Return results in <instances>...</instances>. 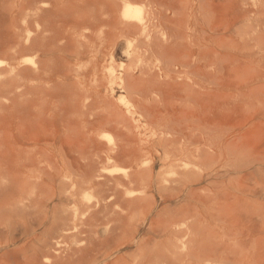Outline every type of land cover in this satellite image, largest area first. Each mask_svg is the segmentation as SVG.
Returning <instances> with one entry per match:
<instances>
[{"label": "bare ground", "instance_id": "bare-ground-1", "mask_svg": "<svg viewBox=\"0 0 264 264\" xmlns=\"http://www.w3.org/2000/svg\"><path fill=\"white\" fill-rule=\"evenodd\" d=\"M181 18L187 19L185 45L179 42V31L176 33ZM218 18L224 35L220 41L209 36L208 29ZM162 26L169 38L148 33ZM229 28L243 41L264 42V0H0V56L7 60L0 59V264L96 263L101 250L110 246L109 240L125 234L136 214L151 204L147 188L140 193L133 191L151 184L155 176L156 163L142 159L146 150L161 149L160 160L177 162V177L161 191H173L176 185L191 182L186 198L195 197L193 186L203 181L204 167L214 154L210 124L192 120L198 125L185 132L145 110L148 121L144 125L136 119L138 106H127L123 114L113 100H106L110 93L106 84L111 92L118 85L132 96L142 85L168 86L185 95L193 110H199L213 84L222 85V70L229 60ZM114 34L128 43L130 65L120 73L113 66L115 45L110 51L103 48L104 38ZM215 46L222 50H213ZM31 54L38 62L25 57ZM74 84L78 93L89 94L94 104L103 99L108 115L98 114L97 124L86 132L89 156L81 152L78 158L82 160L72 162L66 151H60V164L51 145L44 143L45 132L30 130L35 125L31 113L34 111L36 118L47 115L48 105L61 94L59 90ZM94 104L81 106L88 111ZM127 121L136 130L138 151L123 144L119 150H108L106 159L100 156L103 160H94L93 153L104 146L101 130L113 127L124 138ZM14 125L18 134H12ZM170 144L173 149L168 148ZM228 148L234 161L232 169L239 173L249 156L248 145L236 142ZM118 162L128 164V168H116ZM90 190L98 195L95 201L87 193ZM51 191L54 194L48 197ZM55 202L67 207H54L49 218V207ZM189 205L183 204L170 217L171 233L161 244L172 259L184 264L196 257L200 241L197 231L186 222ZM98 218L105 226V240L97 230L92 238L85 235L89 224L97 223ZM139 233H134L131 244L104 251L105 264H153L160 257L155 255L158 251H144V243L135 241ZM69 241L79 246L72 247ZM132 245L139 248V257L122 254ZM231 256L229 264H258L255 259L239 257L242 254ZM203 259V264H226L224 257L208 255Z\"/></svg>", "mask_w": 264, "mask_h": 264}, {"label": "rangeland", "instance_id": "rangeland-1", "mask_svg": "<svg viewBox=\"0 0 264 264\" xmlns=\"http://www.w3.org/2000/svg\"><path fill=\"white\" fill-rule=\"evenodd\" d=\"M137 4L142 5L140 2H137L136 5ZM181 20V23L178 22L179 26L176 33L179 31V42L185 45L186 41H184L185 39L183 37L187 34L186 27H184L187 26V19L181 18ZM222 25L221 18L215 20L208 28L210 30L209 36H213L219 41L223 39ZM164 28V26L152 28L148 33H151L150 35L152 37L153 35L161 37V34H165V37L167 36V38H169L168 34L170 33ZM104 39V51H110L113 45H115L113 66L116 72H122L124 67L127 68L130 65L127 56L128 43L123 37L116 34L110 35V37L108 36L107 39L105 37ZM228 41L227 54L229 60L227 68L222 70V85L213 84L212 91L209 94L210 96H203V107H200L199 110H193L186 101L185 95L178 92L174 93L176 89L174 90L168 86L142 85L139 87L140 93L138 92V94H133L132 96L131 93L123 91L118 85L114 86L111 92V88H109L110 85L106 84L110 91L109 98H106V100L109 102L113 100V104L115 106L118 105L117 107L123 114L127 112V106H138L139 108H137V110L141 112L138 113L137 111L138 115L136 119L141 120L144 125L148 121V115L145 110H148L153 117H162L166 122L169 121L168 124L171 123L170 125L177 126L176 128L178 130H186L185 132H188V128L192 129V125H198V122L196 123V121H194L192 123V120L198 119L201 123L210 124L211 130H213L214 154L204 167L202 176L203 181L193 186L196 192L195 197L191 198L193 200H189L186 198V194L190 189L191 182L180 183L176 185L173 191H161L163 185H170L177 177L174 173L177 169V164H175L177 162L167 163L164 160H160L159 157L162 156L163 159L164 153L161 149H150L142 153L143 161L150 160L156 163V169L154 171L155 176L151 184H147L145 187H134L133 191L140 193V190L142 191L143 188H147L145 191L148 192V195L150 194L149 198L151 199V204L144 207L136 214V217L133 219L134 221L131 222V228L127 229L125 234L115 235L116 237L114 236L112 237L113 239L109 240L110 246L101 250V254L98 256L99 260L93 264H105L102 257L105 252H111V250L118 246L122 247L131 244L133 235L137 230H139L140 233L137 235L135 241L144 243V251L148 252L152 250L150 254H154V252L157 253L158 251L155 255L160 257L157 258L158 260L156 259L157 261L154 259L153 264H165V262L166 264H180V261L172 259L173 257L167 254L161 244L167 241L170 236L169 224L172 216H174L176 214L175 211L185 203L190 204V211L188 210L189 212H187L186 222L189 223L191 227H194L198 233L197 241L200 240L196 243V245H198V253L194 259L187 262L188 264H203V258L208 255L213 256V258L224 257L226 264H229V256L235 253L236 256L242 254V256L239 257L255 259L258 264H264V59L260 58V54L264 55V42L259 41L260 43H257L255 41V43L254 40L248 41L247 39L243 41L238 33L231 31L230 28ZM258 44L260 45L258 46ZM213 50L221 51L222 49L220 46H215ZM25 57L38 62L37 57L33 54ZM0 59L2 61L6 60L1 56ZM59 91H61V94L54 97L52 104L48 105L47 115L45 114L42 118H36V113L32 111L31 119L35 125L34 128L31 126L30 130L34 129L38 134L45 132L47 139L44 143L51 145L49 148L53 151L54 155H56L54 157L56 162L62 164L61 160L57 157L60 151L62 153L65 151L67 152L69 161L77 162L82 160L78 158L81 156V152L89 156L90 147H87L84 139L87 130L91 127L94 128V124H97L95 119L98 114L99 116L103 115L105 117L108 113L103 106V99H101V104H94L93 98L89 96V94L81 95L80 92L78 93L76 84L72 85L70 88L64 87ZM76 92L79 94L78 96ZM113 95L114 99L112 98ZM208 97L210 99H208ZM74 99H76V101H74ZM138 101L140 102L138 103ZM91 103L95 105V107H92L94 110L89 108L90 110L88 109L87 111L86 108H82L81 106V104L91 105ZM96 106H99V108H96ZM127 123L129 124L127 129L129 135L126 133V137L124 138H121L113 127L102 129L101 133L103 136L100 138L104 146L97 152L95 151L98 155L93 153L95 156L93 154L90 156H94V160L99 159V161H101L103 160L101 157L106 159V152L108 150H119L123 144L130 145L129 148L135 152L138 151V145H136L138 142L136 130L133 129L128 121ZM15 128L16 125L13 126L12 134L17 132ZM236 142H244L248 145L249 149V156L247 160H245L239 173H236L232 169L234 161L232 157H229L228 148L230 144ZM175 146L178 147L179 145L176 144ZM168 148L173 149L171 144ZM114 166L121 170L128 168V164L124 162H118ZM168 170L172 173L169 172L168 174ZM163 172L166 174H163ZM58 184L59 182L57 185ZM56 191H58V187ZM53 192L51 191L48 197L53 196ZM93 192L92 190L87 191L91 199L95 201L98 195L96 192ZM199 192L202 193L200 194ZM54 207H57V209H65L67 205L66 203L59 204L56 202L54 205L51 204L49 207V218H52ZM180 217L185 220L184 216ZM98 219L97 223H95L96 220H94L92 225H90L91 223L89 224L85 235L88 234V236L92 238L94 235L92 233L93 230H97L100 231L101 240H105L106 237L103 233L105 226L102 224L103 221L100 218ZM200 222L202 224L198 225ZM90 226L92 229H90ZM92 226H94V228ZM68 244L72 247L79 246V244L72 241H69ZM235 248H238V250H235ZM122 254L128 257L131 256L132 258L139 257V248L132 245L130 249L122 251ZM154 261L158 263H154Z\"/></svg>", "mask_w": 264, "mask_h": 264}]
</instances>
